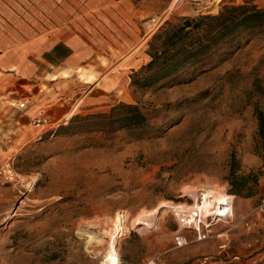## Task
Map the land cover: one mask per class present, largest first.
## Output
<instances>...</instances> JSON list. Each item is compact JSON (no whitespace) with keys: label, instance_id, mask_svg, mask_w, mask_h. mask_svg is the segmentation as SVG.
Listing matches in <instances>:
<instances>
[{"label":"rangeland","instance_id":"374dc122","mask_svg":"<svg viewBox=\"0 0 264 264\" xmlns=\"http://www.w3.org/2000/svg\"><path fill=\"white\" fill-rule=\"evenodd\" d=\"M130 1L148 39L124 67L115 48L127 49L120 41L130 29L110 21L116 0H0L4 50L52 27L59 38L80 35L90 49L66 70L65 83L47 89V125L32 121L39 133L22 136L20 149L2 160L13 162L17 178L0 184L1 264H201L207 256L212 262L204 264H264V216L254 212L264 184L257 114L264 112V36L240 31L213 50L204 70L187 65L156 84L132 82L167 23L217 14L225 4L264 8V0ZM121 103L138 105L149 126L117 128L109 114ZM71 119L72 132H60ZM231 163L240 174H260L256 195L229 192ZM204 187L216 194L215 207L198 221L166 206L194 204ZM191 222L207 238L198 240ZM87 233L96 241L87 244ZM177 235L188 244L177 248Z\"/></svg>","mask_w":264,"mask_h":264},{"label":"crops","instance_id":"0c3cea01","mask_svg":"<svg viewBox=\"0 0 264 264\" xmlns=\"http://www.w3.org/2000/svg\"><path fill=\"white\" fill-rule=\"evenodd\" d=\"M116 1L111 9L110 21H113L116 27L123 22L130 29V34L120 41L127 43L124 45L128 46L127 49L115 48L120 52L117 63L125 67L132 59L137 61L138 51L148 37L142 38L141 22L138 19L140 9L130 0L126 3V0L122 3L121 0ZM64 25H68L67 21L59 27ZM22 43L4 50L3 38L0 35V162L20 149L22 136L26 139L30 134L34 136L39 133L32 121L36 117L49 119L47 110L52 106L50 103L53 100L47 94V89L60 87L65 83L63 79L66 78L65 72L70 65L90 53L88 43L83 37L77 35L59 38L53 27L47 28V34L39 37L29 36ZM22 102H25L24 107L20 106ZM61 110V113H64L65 110ZM261 189H264V184ZM262 190L261 195L264 196ZM236 202L234 198L227 217H234Z\"/></svg>","mask_w":264,"mask_h":264},{"label":"trees","instance_id":"16d2710c","mask_svg":"<svg viewBox=\"0 0 264 264\" xmlns=\"http://www.w3.org/2000/svg\"><path fill=\"white\" fill-rule=\"evenodd\" d=\"M253 36H264V8L246 1L243 4H225L217 14L184 17L177 25L167 23L153 35L149 43L150 61L133 76V84L145 87L174 77L184 66L197 65L202 70L215 48L229 36L240 31ZM117 128L149 126V118L132 103H121L111 109ZM260 120L259 135L264 139V112L257 110ZM74 119L62 125L60 132H72ZM230 193L242 197L256 195L260 174H240L236 163H231Z\"/></svg>","mask_w":264,"mask_h":264},{"label":"built area","instance_id":"2783aa9c","mask_svg":"<svg viewBox=\"0 0 264 264\" xmlns=\"http://www.w3.org/2000/svg\"><path fill=\"white\" fill-rule=\"evenodd\" d=\"M20 106L24 107L25 102H22L20 104ZM33 121L37 126H46L48 123V120L46 118H42V117H36ZM16 178H17V173L15 171L13 162L10 159H5L4 161L0 162V184L12 183L16 180ZM261 180H262V182H264V168L262 171ZM254 212L257 215L264 216V196L260 199L258 205L254 209ZM187 224H189L190 226H192L196 229V231L198 233V236H197L198 240H202V239L207 238V234L203 232L202 227L201 226L196 227V222H191V223H187ZM246 224L250 227L249 223H246ZM174 242H175V246L177 248H181V247H184L185 245H187L189 241H188L186 236L177 235L175 237ZM226 247H227V243H223L221 245L222 249H225ZM238 258H239L238 256H234L232 258V260L235 261ZM212 259H213L212 256L211 257L207 256L201 261V264H204L205 262H208V261L212 262ZM232 260H231V262H233ZM0 264H1V262H0ZM147 264H166V263L154 258V259H151L150 261H148Z\"/></svg>","mask_w":264,"mask_h":264},{"label":"bare ground","instance_id":"6f19581e","mask_svg":"<svg viewBox=\"0 0 264 264\" xmlns=\"http://www.w3.org/2000/svg\"><path fill=\"white\" fill-rule=\"evenodd\" d=\"M215 201H216V194L214 193V191H212V190L210 191V188L207 189V187L206 188L204 187V188H201L199 190V192L197 193V195L195 196L194 204L187 205V206L167 204L166 206L168 208H171L173 211H175L178 215H180L181 218H183L184 220H187V222L192 221V220L198 221L199 217L200 218L205 217L206 215H209L213 211V209L215 207ZM15 214H16V212H14L13 215H15ZM152 214H153V212H152ZM12 216H10V217H12ZM10 217H8V218H10ZM83 232H84V230H83ZM87 237H89L87 244L96 241V238H97V237L95 238V236L91 233L88 234ZM113 242H114V240L112 241V243ZM111 257L113 260H116V257L114 256L113 253H111ZM105 261L110 263L109 259H107Z\"/></svg>","mask_w":264,"mask_h":264}]
</instances>
